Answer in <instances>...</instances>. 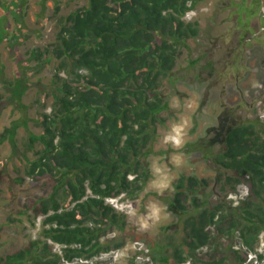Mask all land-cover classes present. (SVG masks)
Segmentation results:
<instances>
[{"label": "trees", "instance_id": "obj_1", "mask_svg": "<svg viewBox=\"0 0 264 264\" xmlns=\"http://www.w3.org/2000/svg\"><path fill=\"white\" fill-rule=\"evenodd\" d=\"M197 2L88 0L87 6L57 21L51 47L25 55L19 45L28 31L22 16L26 0L0 1V47L13 14L21 25L8 38L14 79L0 70L8 102L26 110L23 100L33 75L51 63L55 68L52 91L43 95L52 96L54 104L50 113L38 116L42 132H29L31 149L36 144L42 148L35 160L26 161L28 175L43 194L27 199L23 209L32 220L43 219L41 235L1 256L0 264L91 260L123 250L128 240L143 244L156 264H227L229 252L235 257L232 264L247 263V253L221 243L216 234L239 233L243 245L252 248L264 233V128L238 121L230 111L207 130L204 142L209 150L221 148L214 162L233 175L181 176L174 193L162 199L183 227L178 244L169 236L158 242L146 234L127 233L125 216L106 203L108 198L137 199L151 180L147 160L156 154L152 146L158 119L170 110L176 94L174 89L164 96L159 82L171 78L179 50L188 49L187 41L199 36L198 24L184 20ZM43 4L44 10L46 0ZM28 120L14 121L3 138L14 153L18 130L27 128ZM241 183H249L250 191L238 201L211 196L212 186L238 195ZM219 216L226 231L215 228Z\"/></svg>", "mask_w": 264, "mask_h": 264}, {"label": "rangeland", "instance_id": "obj_2", "mask_svg": "<svg viewBox=\"0 0 264 264\" xmlns=\"http://www.w3.org/2000/svg\"><path fill=\"white\" fill-rule=\"evenodd\" d=\"M0 1L9 4L16 0ZM43 2L26 0L24 5L22 16L28 31L26 38L20 41L19 50L25 55L34 48L51 47L59 29L57 21L88 5V0H46L43 10ZM241 3L243 0H198L196 8L184 17L186 22L197 23L200 33L198 38L187 41L188 49L179 50L171 78H161L159 82V91L164 96L170 95L174 89L176 94L171 100L170 110L160 114L158 119L157 139L152 146L156 154L147 160L151 180L137 199L123 198L119 203L118 211L125 216L127 233L135 232L136 236L146 234L158 242H164L165 236H169L178 244L184 236L183 227L162 199L174 193V186L181 176L214 179L224 172L214 162L221 148L209 150L205 146L207 130L217 125L224 111H230L238 121L260 124V131L264 128V38L261 42L263 48L245 50L243 67L239 66L237 58L240 56L235 58V55L240 54L237 41L243 19L236 10ZM13 18L7 22V40L0 47V70L10 80L14 79L15 69L9 54L11 45L8 38L17 35L21 26ZM235 49L237 53H233ZM233 59L235 63H231ZM196 61L198 63L193 66ZM234 71L240 74L239 90ZM54 74V64L51 63L33 75L23 100L27 108L22 112L8 102L9 92L0 83V257L41 235L43 219L32 220L23 209L27 199L43 194L42 187L34 184L28 175L26 161L35 160L42 148L36 144L31 149L29 132L37 135L42 132L38 116L50 113L54 104L52 96L43 98L44 94L52 91ZM25 116L29 119L28 127L18 130V148L14 153L12 146L3 138L12 123L22 121ZM225 174L233 175L228 171ZM212 187L214 193L211 191V196L215 200H238L236 196L246 197L250 191L249 183L238 186V195L231 190L223 193L220 188ZM220 221L219 216L215 228L226 231L227 227L221 226ZM216 237L221 243L231 244L235 251L247 253L246 264H264V233L252 248L243 245L239 233L233 236L220 233ZM142 250V244L128 240L123 250L103 253L91 260L93 264H134V255ZM234 258L229 252L227 264H232ZM151 263L156 264L154 261ZM135 264L150 263L145 262L144 257Z\"/></svg>", "mask_w": 264, "mask_h": 264}, {"label": "flooded vegetation", "instance_id": "obj_3", "mask_svg": "<svg viewBox=\"0 0 264 264\" xmlns=\"http://www.w3.org/2000/svg\"><path fill=\"white\" fill-rule=\"evenodd\" d=\"M262 0H243V3L240 6H237V15L242 17L243 26L240 28L239 36H238V47H240V54L237 53V50L233 53H237L235 58L237 61L239 59L238 65L243 67V59H244V52L245 50H249L252 48H263L262 47V39L264 38V12H262ZM240 9H243L245 12V16H243V12H240ZM248 13V14H247ZM236 15V14H235ZM257 23L254 25V22ZM229 58H232L230 56ZM235 63L234 59L231 63ZM234 76L236 79V87L239 90V82H240V74L239 71H234ZM219 170L224 171L223 169L219 168ZM226 173V171H224ZM223 172V174H225ZM226 175V174H225Z\"/></svg>", "mask_w": 264, "mask_h": 264}, {"label": "built area", "instance_id": "obj_4", "mask_svg": "<svg viewBox=\"0 0 264 264\" xmlns=\"http://www.w3.org/2000/svg\"><path fill=\"white\" fill-rule=\"evenodd\" d=\"M121 200H122V198H119V199L108 198V199H106V203L111 205V206H113L115 209L118 210L119 209V203H120ZM136 244H141V243H136ZM61 249H62V247L60 245H57V250L59 251L60 254H62ZM148 253H149L148 250L144 246V250H142V251H140L139 253L136 254L138 256L136 257V261L135 262L142 261L143 258L145 257V262H148V263L152 264L151 263L152 259L148 256ZM105 255H107V254H105ZM65 264H93V261L92 260H88L86 258H78V259H75V261L72 262V263L65 262Z\"/></svg>", "mask_w": 264, "mask_h": 264}, {"label": "water", "instance_id": "obj_5", "mask_svg": "<svg viewBox=\"0 0 264 264\" xmlns=\"http://www.w3.org/2000/svg\"><path fill=\"white\" fill-rule=\"evenodd\" d=\"M262 4H263V9H262V12H264V0H262Z\"/></svg>", "mask_w": 264, "mask_h": 264}, {"label": "clouds", "instance_id": "obj_6", "mask_svg": "<svg viewBox=\"0 0 264 264\" xmlns=\"http://www.w3.org/2000/svg\"><path fill=\"white\" fill-rule=\"evenodd\" d=\"M236 197L239 198V199H242V197H238V196H236ZM239 199H238V200H239ZM236 200H237V199H236ZM236 200H235V201H236ZM238 200H237V201H238Z\"/></svg>", "mask_w": 264, "mask_h": 264}]
</instances>
